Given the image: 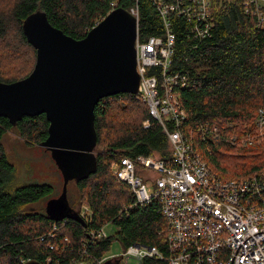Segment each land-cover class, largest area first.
Here are the masks:
<instances>
[{"label":"trees","instance_id":"16d2710c","mask_svg":"<svg viewBox=\"0 0 264 264\" xmlns=\"http://www.w3.org/2000/svg\"><path fill=\"white\" fill-rule=\"evenodd\" d=\"M242 1L212 0L214 27L209 37L199 41L187 38L183 21L173 18L172 23L175 46L171 71L188 72L186 85L178 91V103L185 113L183 132L201 160L224 180L264 172V143H257L258 128L254 124L258 111L264 110V30L245 14ZM112 4L127 10L137 6L141 38L163 36L161 19L150 0H0V82L19 81L35 65L36 51L22 32L28 15L44 11L53 27L79 40L111 11ZM94 116L97 170L75 182L78 198L71 207L77 214L81 207H88V223L71 219L53 222L44 207H34L42 199L47 202L55 197L51 185L7 187L12 166L4 138L14 131L25 146L40 147L47 138L48 122L39 115L23 117L12 126L0 117V264L29 260L41 264L83 260L94 264L115 241L123 249L141 244L156 246L167 254V222L159 212L160 204L154 201L130 209L134 200L128 187L111 172L112 163L122 158L151 156L169 161L166 135L135 95L118 94L100 100ZM203 128L216 129L218 137L205 135L202 140ZM232 135L237 138L233 144L229 141ZM247 137L249 141L245 142ZM106 224L116 232L88 243L86 229Z\"/></svg>","mask_w":264,"mask_h":264},{"label":"built area","instance_id":"2783aa9c","mask_svg":"<svg viewBox=\"0 0 264 264\" xmlns=\"http://www.w3.org/2000/svg\"><path fill=\"white\" fill-rule=\"evenodd\" d=\"M150 2L161 19L163 36L141 38L138 8L129 9L137 30L134 46L139 86L135 96L146 104L150 117L166 135L170 159L122 158L112 163L111 172L128 187L134 200L130 209L154 201L160 204L159 212L167 222V254L156 246L133 244L94 264H264V172L237 180L221 179L201 160L182 127L185 113L178 103V91L186 85L188 72L171 71L173 18L186 24L187 38L205 39L214 27L212 0ZM112 7L111 11L115 4ZM242 7L264 30V0H243ZM255 124L257 143H264L263 109ZM200 135L202 140L205 135L218 137L216 129L203 128ZM229 141L233 144L237 138L232 135ZM78 215L85 223L91 220L86 206ZM106 226L86 229L88 243L107 238ZM69 264L86 263L72 260Z\"/></svg>","mask_w":264,"mask_h":264},{"label":"water","instance_id":"95a60500","mask_svg":"<svg viewBox=\"0 0 264 264\" xmlns=\"http://www.w3.org/2000/svg\"><path fill=\"white\" fill-rule=\"evenodd\" d=\"M22 32L36 51V62L27 77L0 82V117L15 126L23 117L45 116L47 138L40 147L50 153L63 183L59 196L45 203L44 212L53 222L82 223L68 203L67 185L97 170L95 106L107 97L137 94L136 18L127 9L115 8L76 40L37 10L23 20Z\"/></svg>","mask_w":264,"mask_h":264},{"label":"rangeland","instance_id":"374dc122","mask_svg":"<svg viewBox=\"0 0 264 264\" xmlns=\"http://www.w3.org/2000/svg\"><path fill=\"white\" fill-rule=\"evenodd\" d=\"M194 139H196V135H194ZM4 145L7 150V160L12 166L6 178L8 188H17L29 184H47L53 186V194L55 197L60 194V191H62V179L47 150L37 146H25L24 142L14 131L6 135L4 138ZM66 194L69 205L74 208L78 198V191L75 183H68ZM45 202L46 200L42 199L34 205V207L43 209V207H45ZM105 232L109 237L113 235L116 230L112 225H107ZM122 250L123 248L120 243L115 241L112 243L106 255L120 254Z\"/></svg>","mask_w":264,"mask_h":264},{"label":"flooded vegetation","instance_id":"af4514ba","mask_svg":"<svg viewBox=\"0 0 264 264\" xmlns=\"http://www.w3.org/2000/svg\"><path fill=\"white\" fill-rule=\"evenodd\" d=\"M48 154H50L49 152H48ZM56 166V165H55ZM57 168V167H56ZM58 169V168H57ZM58 172H59V175H60V177H61V179H62V183H63V178H62V175H61V173H60V171L58 170ZM70 182H73V183H75V181H69V183ZM67 188H68V185H67ZM60 193H61V191H60ZM59 196V195H58ZM57 196V197H58Z\"/></svg>","mask_w":264,"mask_h":264},{"label":"bare ground","instance_id":"6f19581e","mask_svg":"<svg viewBox=\"0 0 264 264\" xmlns=\"http://www.w3.org/2000/svg\"><path fill=\"white\" fill-rule=\"evenodd\" d=\"M249 17V16H248ZM190 39V38H189ZM174 50V49H173ZM180 100V99H179ZM184 110V109H183ZM203 126V125H202ZM196 128V127H195ZM198 128V127H197ZM197 130V129H196ZM253 138V137H252ZM245 140V139H244ZM242 142V141H241ZM251 144V143H250ZM250 146V145H249ZM211 170V169H210ZM124 185V184H123ZM130 192V191H129ZM131 194V193H130ZM166 232V231H165ZM106 239V238H105ZM84 240V239H83ZM89 240V239H88ZM101 240V239H100ZM103 240V239H102ZM86 241V240H85ZM98 241V240H96ZM82 247V246H81Z\"/></svg>","mask_w":264,"mask_h":264},{"label":"crops","instance_id":"0c3cea01","mask_svg":"<svg viewBox=\"0 0 264 264\" xmlns=\"http://www.w3.org/2000/svg\"><path fill=\"white\" fill-rule=\"evenodd\" d=\"M167 162V161H166Z\"/></svg>","mask_w":264,"mask_h":264}]
</instances>
